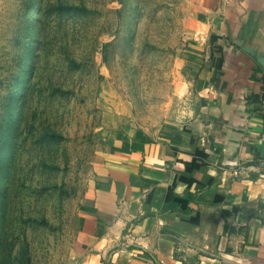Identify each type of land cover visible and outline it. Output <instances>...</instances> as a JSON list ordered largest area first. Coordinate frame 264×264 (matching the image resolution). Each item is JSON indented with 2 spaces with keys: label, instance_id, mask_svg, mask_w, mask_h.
Returning a JSON list of instances; mask_svg holds the SVG:
<instances>
[{
  "label": "rangeland",
  "instance_id": "374dc122",
  "mask_svg": "<svg viewBox=\"0 0 264 264\" xmlns=\"http://www.w3.org/2000/svg\"><path fill=\"white\" fill-rule=\"evenodd\" d=\"M192 1L0 0V264H81L104 119L169 118Z\"/></svg>",
  "mask_w": 264,
  "mask_h": 264
},
{
  "label": "crops",
  "instance_id": "0c3cea01",
  "mask_svg": "<svg viewBox=\"0 0 264 264\" xmlns=\"http://www.w3.org/2000/svg\"><path fill=\"white\" fill-rule=\"evenodd\" d=\"M191 3L169 118L104 119L81 264H264V0Z\"/></svg>",
  "mask_w": 264,
  "mask_h": 264
},
{
  "label": "built area",
  "instance_id": "2783aa9c",
  "mask_svg": "<svg viewBox=\"0 0 264 264\" xmlns=\"http://www.w3.org/2000/svg\"><path fill=\"white\" fill-rule=\"evenodd\" d=\"M263 78H264V75H263ZM254 104L256 106V109H255L256 114L259 116L261 120V124H262L261 132L259 135V140L262 143H264V82H263V88L261 89L259 95L256 97ZM258 164H259L258 165L259 167L264 169V158L260 159ZM247 168L249 167H244L243 169L246 171Z\"/></svg>",
  "mask_w": 264,
  "mask_h": 264
}]
</instances>
